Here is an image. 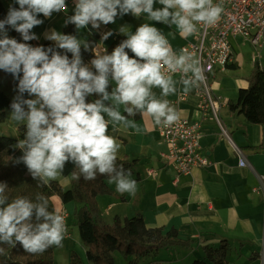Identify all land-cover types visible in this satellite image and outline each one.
<instances>
[{
    "label": "clouds",
    "instance_id": "clouds-1",
    "mask_svg": "<svg viewBox=\"0 0 264 264\" xmlns=\"http://www.w3.org/2000/svg\"><path fill=\"white\" fill-rule=\"evenodd\" d=\"M155 2L74 0V15L66 18L65 26L81 30L91 25L99 30L101 25L115 23L118 16L146 15L148 21L174 25L183 37L193 35L198 25L214 26L224 12L213 0H158L163 8L154 10ZM14 4L19 9L10 6L7 17L0 20V70L18 81L9 119L26 126L24 138L12 146L22 152L15 163H22L38 186L55 181L71 163L79 171V175L73 173L77 179L82 175L85 181H93L105 176L118 193L135 196L137 181L131 179L130 169L117 166L121 144L109 134V126L113 132L123 127L140 133L139 125L129 119L137 114L151 116L157 126L177 123L180 113L167 98L178 92L188 95L200 87L205 78L200 61L185 49L174 51L157 27L144 23L134 34L121 26L119 31L127 39L111 54L95 55L89 67L81 50L91 45L76 36L52 29L45 39L55 42L54 47L26 43L39 39L32 32L44 23L38 16L51 19L53 13L67 12L66 0H14ZM8 27L21 34L25 43L9 38ZM177 73L179 80L172 75ZM110 84L115 85L111 92ZM154 89L160 90L159 98ZM25 94L34 98L25 99ZM93 94L100 98L86 102ZM7 189L0 183V245H20L29 254L62 247L66 222L62 215L49 211L48 199L37 194L35 201L27 197L9 201ZM260 256L264 259V252Z\"/></svg>",
    "mask_w": 264,
    "mask_h": 264
},
{
    "label": "crops",
    "instance_id": "crops-1",
    "mask_svg": "<svg viewBox=\"0 0 264 264\" xmlns=\"http://www.w3.org/2000/svg\"><path fill=\"white\" fill-rule=\"evenodd\" d=\"M1 1L7 9L18 5L14 4V0ZM161 8L163 6L156 0L154 10ZM74 9L75 4L70 5L67 12L53 13L51 19L42 14L38 16L44 23L32 30L39 37L36 41H49L45 39V33L52 29L63 34L67 27H73L74 36L78 39H96L97 51L100 53L116 38L127 37L120 33L121 26H127L134 34L139 26L149 23L168 38L176 52L187 42H196L195 33L182 37L176 32L174 25L169 27L163 23L148 21L146 15L140 18L131 14L122 18L118 16L115 23L101 25L99 30L92 29L91 25L87 29L77 30L75 25L65 26L66 18L74 15ZM108 32L113 34L104 39ZM238 40L243 41L240 37L231 38L235 63L232 65L233 69L227 70L230 72L227 75L228 85L224 87L213 75L214 94L223 102L219 113L221 125L211 115L203 117L197 107L195 89L184 102H177L182 94L180 92L167 98L181 117L201 123V154L213 163L211 167L195 169L190 175H178L172 166L166 165L160 154L167 147L151 116H140L138 119L129 117L139 125L140 133L123 127L113 132L111 125L109 126V134L121 144L118 159L137 161L135 175L131 176V179L137 181V192L135 196L127 193L121 195L116 191L115 184L108 183L116 194L100 195L97 198L103 220L107 224H112L116 218L125 220L142 215L150 228L178 229L182 239L196 241L194 248L197 251L204 253L203 247L218 248L223 241H228L231 246L228 255L230 264H264V259L260 256L264 252V126L252 124L244 116L232 113L228 108V102L237 101L239 89L248 86L247 77L250 76L255 61L259 60L263 64L264 60L258 56L255 58L252 52L251 60H244L239 49L245 45ZM154 91L159 98L160 90ZM121 112L127 116L123 109ZM222 128L229 138L223 135ZM236 148L241 155L236 152ZM240 159L246 161V167L240 166ZM151 171L154 174H150ZM60 184L65 189L69 188L70 178H65ZM52 202L55 211L67 210L70 205L74 211L79 207L73 203L62 204L58 196H54ZM82 249L84 257L80 255V258L86 259L83 244ZM141 260L129 258L126 262L140 264ZM158 263L160 262L156 261L154 264Z\"/></svg>",
    "mask_w": 264,
    "mask_h": 264
},
{
    "label": "trees",
    "instance_id": "trees-1",
    "mask_svg": "<svg viewBox=\"0 0 264 264\" xmlns=\"http://www.w3.org/2000/svg\"><path fill=\"white\" fill-rule=\"evenodd\" d=\"M19 9L18 5H15ZM9 9L5 8L0 0V20H4L8 15ZM63 34L73 35V27H67ZM9 38H14L20 43L23 41L21 34L8 27ZM127 37L116 38L104 51H97V40L90 39L89 50L82 48V59L85 65L91 67V60L95 55L111 54L115 47L126 40ZM33 47L43 46L45 49L54 47L50 41L37 42L28 41ZM63 54V50H60ZM130 58H135L130 50H127ZM69 59L72 58L68 53ZM232 65L228 67L230 69ZM95 72V69H92ZM22 78V73H21ZM248 86L239 89L236 102H228L230 112L244 116L250 123L264 126V63L259 60L254 63V68L247 77ZM114 84H110L108 91L111 92ZM18 81L12 74L0 70V126L6 121V111H11V103L18 94ZM25 94V99H31ZM100 97L93 94L86 98V102L91 103ZM109 103V102H106ZM141 115L135 116L138 119ZM26 126L18 129V138H10L0 133V183L7 185L6 195L9 201L17 197H27L35 201L37 194L43 195L48 199L49 211H55L52 198L58 196L62 204H75L79 206L74 211L76 226L83 246L86 248L85 258L87 264H116L114 253L120 252L125 259L134 258L137 260L147 258L153 253L161 250L174 248L193 249L196 241L184 240L180 237L178 229L172 227L150 228L147 226L142 215L121 220L116 218L112 224H107L103 220L97 198L100 195H114L115 190L110 189L107 177L98 175L93 181H85L81 175L77 179L73 173L79 175L78 169L69 163L62 174L65 178H70L69 188H63L60 183L50 181L47 185L38 186L37 181L28 173L27 168L21 163L16 164V158L22 155L19 149H14L19 139H23ZM264 148V147H262ZM136 160L117 159V166H123L126 170L130 169L135 175ZM0 264H54L53 254L56 247H51L43 254L26 253L20 245L12 247L0 245ZM231 246L228 241H223L218 248L203 247L206 258L195 260L192 264H230L228 255ZM254 257V256H252ZM71 264H86L78 254L73 253ZM158 264H166L160 262Z\"/></svg>",
    "mask_w": 264,
    "mask_h": 264
},
{
    "label": "built area",
    "instance_id": "built-area-1",
    "mask_svg": "<svg viewBox=\"0 0 264 264\" xmlns=\"http://www.w3.org/2000/svg\"><path fill=\"white\" fill-rule=\"evenodd\" d=\"M66 3L68 9L74 4V0H66ZM213 3L220 4L224 9L219 22L214 26L198 25L195 32L196 42H187L182 49L196 57L204 69L205 78L200 87L195 89L197 107L204 118L211 115L221 125L219 113L223 102L213 93L211 75L215 71L225 72L235 63L231 46L232 37L242 38L258 51L264 48V0H213ZM258 55L254 52L253 56L256 58ZM172 75L180 79L179 73ZM187 98L188 95L180 94L177 102H184ZM200 129V122H191L181 116L180 120L170 127L158 126L159 136L167 147L166 151L160 154L161 159L166 165L172 166L178 175H190L195 169L209 168L213 164L201 154ZM222 132L229 138L223 128ZM236 152L241 155L237 148ZM240 166H247L244 159H240ZM149 173L154 174L153 171ZM55 212L65 219L66 238L70 235L68 224L70 214L65 209Z\"/></svg>",
    "mask_w": 264,
    "mask_h": 264
},
{
    "label": "rangeland",
    "instance_id": "rangeland-1",
    "mask_svg": "<svg viewBox=\"0 0 264 264\" xmlns=\"http://www.w3.org/2000/svg\"><path fill=\"white\" fill-rule=\"evenodd\" d=\"M243 40V39H242ZM240 44H244L245 47L240 48L239 52L243 53L244 60L249 62L251 60L250 55L251 52L254 55V52L256 54H259L258 57L262 58L264 60V49L258 51L256 50L250 43L244 42L241 40H238ZM247 71V68L245 69ZM229 71V70H228ZM226 72L225 74H222L220 71H215L213 75L217 77V80H219V83L226 87L228 85L227 83V75H229L230 72ZM211 75L210 78V84L212 85L214 81V77ZM215 90H213L214 93ZM11 111H6V121L1 124L0 126V133L3 136L10 137V138H18V129L20 126L15 125L10 119ZM64 176H59L55 181L60 183V181H64ZM61 185V184H60ZM62 186V185H61ZM70 219L68 220L69 223V230H70V237L64 238L63 240V246L62 247H56L55 252L53 254V260L54 264H71V256L73 253L78 254V256L83 254L82 249V242L79 235V230L76 225H74V210L72 208V205L68 206L67 208ZM83 256V255H82ZM84 257V256H83ZM114 257L116 258V264H127L126 259L121 255L120 252L116 251L114 253ZM206 258L205 254L201 251H197L196 248L191 249H185V248H174L170 250H161L158 254L153 253L147 258H144L140 261V264H154L157 262H164L166 264H192L197 259H204ZM84 263L87 264L86 259H82Z\"/></svg>",
    "mask_w": 264,
    "mask_h": 264
}]
</instances>
